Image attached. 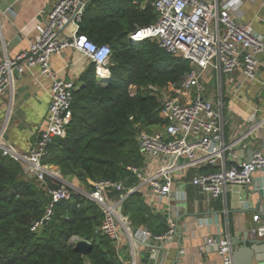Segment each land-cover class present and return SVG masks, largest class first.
Returning a JSON list of instances; mask_svg holds the SVG:
<instances>
[{"label":"built area","instance_id":"2783aa9c","mask_svg":"<svg viewBox=\"0 0 264 264\" xmlns=\"http://www.w3.org/2000/svg\"><path fill=\"white\" fill-rule=\"evenodd\" d=\"M91 1L54 0L45 13L44 23L36 25V34L27 49L14 58L5 53L0 27V97L11 93L15 74L30 67L38 66L40 73L50 80L45 127L28 152L9 145L3 137L4 128L0 129V151L17 161L24 173L36 182L43 184L49 180L58 185L47 190L48 202L43 215L31 224V232L39 231L51 217L54 206L74 193L98 207L101 222L97 231L110 240L120 264H140L135 243L138 239L163 245L155 264H168L166 247L175 237L176 223L166 218L167 231L152 235L143 227L132 226L128 216L122 213V203L129 194L141 193L142 187H147L161 202L171 194L174 177L191 170L195 172L188 184L206 203L223 198L232 185H251L255 190H264V150H253L251 158L246 160L235 155L237 141L225 139L224 104L221 98L207 95L204 81L205 75L212 76L220 87L222 77L231 75L239 66L247 79H254L257 67L264 64V34L255 33L250 25L239 20V7L232 0H133L135 9L143 10L150 5L157 19L148 26L135 27L127 39L130 42L154 40L165 53L187 61L190 70L169 87L148 84L144 89L158 96V116L163 124L156 130L139 128L137 131L136 143L143 167L130 168L138 179L137 184L125 190L119 182L97 181L90 183L92 190L87 191L70 183V178H62L57 168L41 164V158L48 144L64 137L71 118L73 91L77 88L73 81L57 76L49 66L50 58L72 50L93 64L98 82L109 78V45H97L79 33L83 12ZM9 10L3 13L8 15ZM177 89L187 99L173 95ZM262 128L264 116L244 131L240 139ZM202 168H213V171L199 172ZM109 189L118 192V198L110 197ZM182 199H185L184 193ZM240 202L243 209L250 207L246 200ZM253 219L258 221L259 217ZM249 234L261 238L264 227L251 229ZM230 238L227 232L221 238L207 240V245L216 248L221 264H233ZM76 240L74 237L70 242Z\"/></svg>","mask_w":264,"mask_h":264},{"label":"trees","instance_id":"16d2710c","mask_svg":"<svg viewBox=\"0 0 264 264\" xmlns=\"http://www.w3.org/2000/svg\"><path fill=\"white\" fill-rule=\"evenodd\" d=\"M132 1L93 0L86 6L79 33L97 45H109V78L98 82L89 63L73 91L64 137L48 144L41 158V164L57 168L62 178H75L87 191L97 181L119 182L125 190L137 184L130 170L143 167L137 131L163 124L158 96L144 89L148 84L169 87L190 70L187 61L165 53L154 40L127 39L135 27L157 19L150 5L139 10ZM177 93L178 89L172 92ZM205 171L213 168L199 169ZM194 172L185 178L191 179ZM57 187L49 180L36 182L0 151V264H120L110 240L97 231L98 207L83 196L71 193L54 206L39 231L29 230L43 215L47 190ZM107 194L119 196L112 189ZM122 213L134 228L143 227L152 235H163L168 229L166 218L152 213L140 192L124 199ZM74 237L92 245L85 256L73 250L70 241Z\"/></svg>","mask_w":264,"mask_h":264},{"label":"crops","instance_id":"0c3cea01","mask_svg":"<svg viewBox=\"0 0 264 264\" xmlns=\"http://www.w3.org/2000/svg\"><path fill=\"white\" fill-rule=\"evenodd\" d=\"M53 1L0 0V27L7 57L14 58L27 49L36 34V25L44 23L45 13ZM232 1L239 7V20L250 25L255 33L264 34V0ZM7 8L10 9L8 15L3 13ZM88 65L87 59L72 50L53 55L49 60V66L57 76L73 81L76 87L80 85V74ZM204 81L207 95L221 98L224 104L225 139L237 141L235 155L246 160L253 150H264V128L240 139L244 131L264 116V64L257 67L252 80L244 76L239 66L231 75L222 77L220 87L212 76L205 75ZM49 87L50 80L40 73L38 66H33L15 74L11 93L0 97V129L4 128L5 141L20 152H28L45 127ZM189 180L185 175L175 176L171 194L161 202L147 187L140 190L152 213L163 215L177 225L180 248L179 237L175 235L166 247L168 264L173 261L175 264H221L216 248L207 245L208 239L221 238L227 232L231 237L243 238L247 234L248 238H258L249 233L251 229L264 227V190H255L251 185H232L223 198L206 203L188 184ZM68 181L80 189L84 187L75 178ZM183 193L185 199H182ZM241 199L248 202V209L242 208ZM255 216L259 217L258 221L253 219ZM135 243L138 262L149 264L156 253L154 246L159 245L141 239ZM144 244L152 245L153 250H148Z\"/></svg>","mask_w":264,"mask_h":264},{"label":"water","instance_id":"95a60500","mask_svg":"<svg viewBox=\"0 0 264 264\" xmlns=\"http://www.w3.org/2000/svg\"><path fill=\"white\" fill-rule=\"evenodd\" d=\"M175 235L179 237L178 249L180 248V233L175 232ZM73 250L80 256H85L91 249L92 245L85 240L78 239L72 243ZM143 245V244H142ZM230 245L232 250L233 264H264V236L260 239L248 238L245 234L243 238L231 237ZM148 250H152L153 247L150 244H144ZM163 248V245L154 246L156 253L152 261L149 264H155L158 259L159 252ZM155 260V261H154ZM171 264H175L173 261Z\"/></svg>","mask_w":264,"mask_h":264},{"label":"rangeland","instance_id":"374dc122","mask_svg":"<svg viewBox=\"0 0 264 264\" xmlns=\"http://www.w3.org/2000/svg\"><path fill=\"white\" fill-rule=\"evenodd\" d=\"M177 94H178L177 95L178 97H181L182 99H187L186 94L181 89H178ZM189 96L192 98V94H190ZM156 129H158V128L157 127L152 128V130H156ZM250 158H251V153H250V157L248 159H250ZM83 188H85V187H83Z\"/></svg>","mask_w":264,"mask_h":264}]
</instances>
